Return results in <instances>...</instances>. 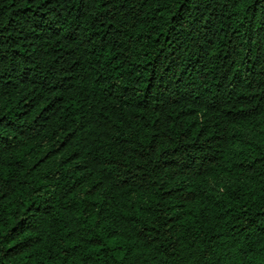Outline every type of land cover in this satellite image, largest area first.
I'll return each instance as SVG.
<instances>
[{"label":"trees","instance_id":"obj_1","mask_svg":"<svg viewBox=\"0 0 264 264\" xmlns=\"http://www.w3.org/2000/svg\"><path fill=\"white\" fill-rule=\"evenodd\" d=\"M0 264H264V0H0Z\"/></svg>","mask_w":264,"mask_h":264}]
</instances>
